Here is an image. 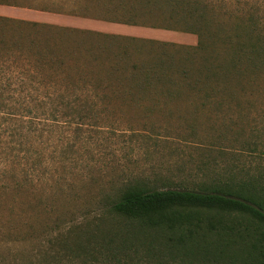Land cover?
Masks as SVG:
<instances>
[{
	"label": "rangeland",
	"instance_id": "rangeland-1",
	"mask_svg": "<svg viewBox=\"0 0 264 264\" xmlns=\"http://www.w3.org/2000/svg\"><path fill=\"white\" fill-rule=\"evenodd\" d=\"M32 1L61 11L88 4ZM50 26L0 18V264H88L71 252V229L84 235L128 184L197 189L233 170L264 168V92L218 108L178 81L143 89L110 81L175 46L93 34L77 40L72 30ZM169 31L167 41L156 40L198 43L196 34ZM75 50L82 57L91 50L104 66L66 60ZM119 58L126 68L111 66ZM169 74L181 77L178 69ZM62 239L71 251L56 246Z\"/></svg>",
	"mask_w": 264,
	"mask_h": 264
},
{
	"label": "trees",
	"instance_id": "trees-1",
	"mask_svg": "<svg viewBox=\"0 0 264 264\" xmlns=\"http://www.w3.org/2000/svg\"><path fill=\"white\" fill-rule=\"evenodd\" d=\"M87 2L82 15L198 36L197 45H180L61 27L75 32L77 40L82 39L80 34H93L123 38L124 42L153 41L175 46L173 51L165 47L148 65L132 64L134 71L130 77L112 76L110 81L123 79L142 89L178 81L183 86L198 88L202 103L218 108L240 104L243 97L264 92V0ZM95 2L98 4L93 6ZM0 18L17 22L18 27L21 24L50 26L6 16ZM28 37L30 32L21 33L15 42L21 44ZM60 44L65 43L61 40L57 45ZM63 48L59 49L71 52ZM76 52L68 53L71 57L66 60L73 58L77 65L84 62L104 66L105 62L99 61L100 57L91 50L86 51L85 57ZM89 55L92 57H86ZM176 55L181 56L180 65L176 64L179 62ZM117 60L112 67L126 68L123 60ZM141 66H148L147 70ZM174 69L179 70L180 78L169 74ZM34 98L39 100V96ZM261 169L264 168L254 172L233 170L197 189H156L142 183L128 184L107 200L97 222L84 225V235L78 237L71 229L74 237L70 236L76 239L71 240V245L75 248L64 239L55 244L60 249L73 247L74 251H70L88 260V264H264V170Z\"/></svg>",
	"mask_w": 264,
	"mask_h": 264
},
{
	"label": "crops",
	"instance_id": "crops-1",
	"mask_svg": "<svg viewBox=\"0 0 264 264\" xmlns=\"http://www.w3.org/2000/svg\"><path fill=\"white\" fill-rule=\"evenodd\" d=\"M22 3L19 0H0V16L23 19L43 24L71 29L91 30L122 37L154 38L167 41V29L152 28L141 25H132L121 21H112L90 15H82L81 11L87 4H78V10H52L50 8H37L39 5L32 0ZM98 3H94L93 6ZM67 5V4H65ZM91 5V3L89 4Z\"/></svg>",
	"mask_w": 264,
	"mask_h": 264
}]
</instances>
